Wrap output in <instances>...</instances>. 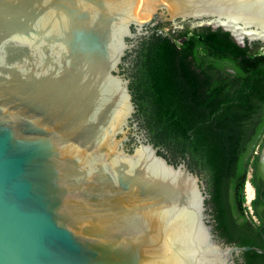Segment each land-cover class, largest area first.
<instances>
[{
  "label": "water",
  "instance_id": "95a60500",
  "mask_svg": "<svg viewBox=\"0 0 264 264\" xmlns=\"http://www.w3.org/2000/svg\"><path fill=\"white\" fill-rule=\"evenodd\" d=\"M159 25L264 45V0H0V264L264 253L217 237L188 155L169 162L140 125L125 68Z\"/></svg>",
  "mask_w": 264,
  "mask_h": 264
},
{
  "label": "trees",
  "instance_id": "16d2710c",
  "mask_svg": "<svg viewBox=\"0 0 264 264\" xmlns=\"http://www.w3.org/2000/svg\"><path fill=\"white\" fill-rule=\"evenodd\" d=\"M166 27L153 28L133 59L130 90L140 125L155 146L172 159L188 155L190 169L202 175L217 237L263 248L261 225L243 203L264 138V53L257 43L238 46L221 29ZM262 196L253 205H263ZM240 257L242 264H264V253Z\"/></svg>",
  "mask_w": 264,
  "mask_h": 264
},
{
  "label": "flooded vegetation",
  "instance_id": "af4514ba",
  "mask_svg": "<svg viewBox=\"0 0 264 264\" xmlns=\"http://www.w3.org/2000/svg\"><path fill=\"white\" fill-rule=\"evenodd\" d=\"M184 28H189V26L188 25H184ZM257 46H258V50L261 53H264V45L260 44V43H257ZM136 50H134L133 54L128 55L129 66L127 68H125V73L130 78V84H131V78H132L131 74H132V68H133V59L135 58ZM263 149H264V138L262 140L261 146L258 149H256V151L254 153L257 156V158H258L257 159L258 162H257V165H256V169L255 170H253L252 168L250 169V172H249L250 173V180L248 182V180L246 179V182H245V185H244V189H245L246 184H250V187H251V190H252V193H253V198L250 200L249 206H248V212L250 214L248 215L247 212H246V216L250 217L255 224H257L259 226L261 225L260 229L262 228L264 223L261 224V221L258 218L257 213H259L264 219V203H263V205H260V204L253 205V202L258 198V195H259V199H262L263 198L262 195L264 194V157H263V153H262ZM162 154H163V156H165L169 160V162H171L173 164H179L180 162L185 160V159H182V160L172 159L169 156V154L166 151H164V150L162 151ZM199 177L203 180L202 175H199ZM258 191H259V194H258Z\"/></svg>",
  "mask_w": 264,
  "mask_h": 264
},
{
  "label": "rangeland",
  "instance_id": "374dc122",
  "mask_svg": "<svg viewBox=\"0 0 264 264\" xmlns=\"http://www.w3.org/2000/svg\"><path fill=\"white\" fill-rule=\"evenodd\" d=\"M165 31H169V29H167V28H165L164 29ZM262 153H264V149H263V152ZM250 172V171H249ZM248 172V174H247V180H248V182H249V180H250V173ZM250 185V184H249ZM253 198V193H252V190H251V195H250V197L248 198V196L246 195V193H245V191H244V203H243V206H244V208H245V210H246V212H247V214L249 215L250 213L248 212V206H249V202H250V200Z\"/></svg>",
  "mask_w": 264,
  "mask_h": 264
},
{
  "label": "bare ground",
  "instance_id": "6f19581e",
  "mask_svg": "<svg viewBox=\"0 0 264 264\" xmlns=\"http://www.w3.org/2000/svg\"><path fill=\"white\" fill-rule=\"evenodd\" d=\"M263 157H264V153H263ZM244 191H245L246 195H247L248 198H249L250 195H251V187H250L249 184H246Z\"/></svg>",
  "mask_w": 264,
  "mask_h": 264
}]
</instances>
